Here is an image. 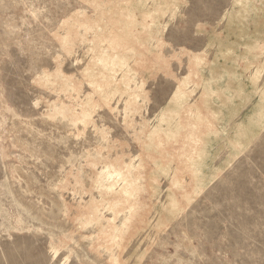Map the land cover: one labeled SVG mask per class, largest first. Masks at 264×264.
Returning a JSON list of instances; mask_svg holds the SVG:
<instances>
[{"label": "rangeland", "instance_id": "1", "mask_svg": "<svg viewBox=\"0 0 264 264\" xmlns=\"http://www.w3.org/2000/svg\"><path fill=\"white\" fill-rule=\"evenodd\" d=\"M0 264H264V0H0Z\"/></svg>", "mask_w": 264, "mask_h": 264}]
</instances>
